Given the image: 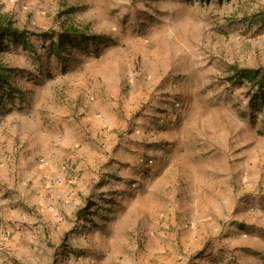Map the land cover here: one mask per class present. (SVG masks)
Here are the masks:
<instances>
[{"label": "rangeland", "instance_id": "374dc122", "mask_svg": "<svg viewBox=\"0 0 264 264\" xmlns=\"http://www.w3.org/2000/svg\"><path fill=\"white\" fill-rule=\"evenodd\" d=\"M263 19L264 0H0L1 36L27 40L0 44V264L244 257L264 81L236 68L264 71ZM71 28L90 38L56 50Z\"/></svg>", "mask_w": 264, "mask_h": 264}, {"label": "trees", "instance_id": "16d2710c", "mask_svg": "<svg viewBox=\"0 0 264 264\" xmlns=\"http://www.w3.org/2000/svg\"><path fill=\"white\" fill-rule=\"evenodd\" d=\"M264 20V19H263ZM5 27L4 23H0V29ZM8 36L9 41L15 45L25 46L27 43L24 31H19L11 27L10 24L6 25V29L3 30V35L0 33V44L2 43L3 37ZM73 38L89 39L88 35L81 33V31L71 28L65 29L59 34L58 41L56 42V50L63 49L67 46L68 42ZM237 78L248 81L251 85H260L263 89L262 82L264 81V71L261 68H236ZM7 83V79L0 73V84ZM1 84V85H2ZM85 215V214H84Z\"/></svg>", "mask_w": 264, "mask_h": 264}, {"label": "crops", "instance_id": "0c3cea01", "mask_svg": "<svg viewBox=\"0 0 264 264\" xmlns=\"http://www.w3.org/2000/svg\"><path fill=\"white\" fill-rule=\"evenodd\" d=\"M256 213L251 212V221L252 223L254 222L255 224H252V227H254V229H256L257 231H264V218L260 215L259 211L257 212V210L255 211ZM254 218V219H253ZM44 226H50L51 222H43ZM35 227V226H34ZM40 224L39 222H37V228L38 231L43 233H48V230L44 231V228L42 227V229L39 228ZM257 231H251V235H241V233L238 234V237L236 239L238 240H242L240 241L241 243V247L246 251L245 252V256L244 257H239L236 256V264H264V261L260 262V258H264V243L262 244V246L260 247L259 244V239L257 236H254L256 234ZM12 232L14 234L17 235H23L26 236V234L28 233V230H23V228L21 227L20 230L14 231L12 230ZM244 239V240H243ZM236 255V254H235ZM259 257V259H257Z\"/></svg>", "mask_w": 264, "mask_h": 264}]
</instances>
